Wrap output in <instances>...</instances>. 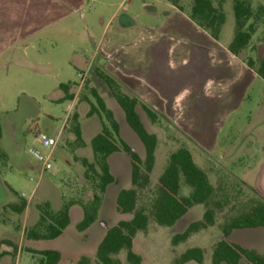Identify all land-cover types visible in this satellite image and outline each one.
Wrapping results in <instances>:
<instances>
[{
	"label": "crops",
	"instance_id": "0c3cea01",
	"mask_svg": "<svg viewBox=\"0 0 264 264\" xmlns=\"http://www.w3.org/2000/svg\"><path fill=\"white\" fill-rule=\"evenodd\" d=\"M99 1L101 0L94 3ZM78 2V0H0L1 59L6 58V60L12 61L15 66L26 68L38 74L55 73L57 76H62L65 65L69 64H72L77 70V77L80 81L62 83L54 100L59 102L66 100L67 94L62 89V85H70L68 94L73 97L72 100H68L71 103L70 112L58 134H61L62 145H64L67 138L64 135L69 130V134H67L69 142L76 144V137L70 132V126L72 116L77 114L84 142V146L77 145L73 148L74 161L70 164L73 169L77 170V182L80 184V180L83 178L85 182L83 186L92 187L85 178L86 169L82 161L94 163L91 143L103 130L104 122L98 115L88 117L91 110L90 104H95V99L91 94L93 89L97 91L107 108L113 113L119 125L120 140L143 161L146 158L143 142L128 124L124 110L107 83L99 75V72H104L120 82L129 96L138 100L136 113L142 125L149 134L158 138L154 168L150 175V184L146 189L157 187L168 166L170 156L179 149L186 148L191 153L194 163L207 174L210 183L216 190L228 181H238L246 188L254 189L264 199V129L257 136L254 134L249 136L250 139H255V148L249 149L247 144H242V147L237 150L232 149L229 152L231 155L227 158V163L232 166L239 164L236 172H227L221 166L218 168L217 165H214L215 160L210 158V149L216 139V121L213 118L216 113L221 112L222 108L228 107L223 104L218 109L217 106H220L221 101L226 97L225 95L228 96V101L231 98L230 84L232 79L231 74H229L231 62L234 60L235 68L240 72L237 77L240 82L247 83L246 80L242 79H248V77L249 79L259 78L264 81L254 70L248 67L245 58L246 51L238 57L230 53L229 46L233 41L235 28L234 31L228 33L227 39L222 43L228 24V16L226 15V23L222 28L220 39L216 41L208 32L198 27L191 20L192 6L186 7L182 0H180V6L183 10H179L168 0H156V3L166 7L164 15H161L156 5L144 4L143 14L153 17L155 20L165 18L163 23L160 21L159 24L152 27H138L135 16L127 14L129 6H134L131 1L127 3H123V0L120 3L114 1L111 4H103V6L115 8V10L108 21L103 17L101 18L100 24L103 32L98 38V43L95 42V37L89 32V28H86L87 36L94 44L93 52L82 50L76 45L67 43L58 50V53H52L50 59L31 58L30 50H33L38 56L41 55L36 45L31 42L32 39L49 32L56 25L64 23L72 16H77L79 13ZM114 23H117V26L111 30ZM74 33L72 32V34ZM186 52L192 53L193 58L191 60L185 59ZM215 55L220 57L218 62L224 64L221 69L218 66L219 63H216L217 58L215 60L211 58ZM234 97H236V101L238 96L235 95L232 98ZM144 106L159 115L155 122L147 115ZM194 115H198L201 119L200 128H196L195 118L191 119ZM261 120L264 125V119ZM169 121L171 125L168 123ZM163 124L169 129L180 131L183 140H185L184 146L171 152L164 162L160 156L162 138L158 132ZM245 157L248 158V164H246L247 158ZM108 165L114 182L108 186L105 195L102 197L97 222L85 232L74 231L84 219L81 202L86 204L94 198V190L89 187L90 189L82 199L74 200L75 204L70 209L71 223L63 236L54 241H36L41 242L46 247L43 251H58L62 258L65 254H76L88 246L96 245L97 251L111 227L133 219V214H120L117 211L119 194L124 190L136 189L132 183L131 156L125 152L115 153L109 157ZM216 185H220L219 188ZM145 190H142L140 194ZM191 193L192 189L186 186L182 180L181 196L188 198ZM66 200L65 196L57 194L54 200L58 205L57 208L54 207L52 201L49 203L55 211H58ZM227 208L225 207L222 212L217 213L214 226L191 234L185 242L174 247L179 249L187 245L186 250L177 255V261L188 250L198 248L204 251L203 264H210V261L212 264L214 247L223 240L243 249L255 251L264 257V228L234 230L230 235L223 233L222 227L229 212L226 211ZM205 212V205H195L173 227H168L172 230L170 234L172 241L176 235L185 233L190 225L201 222ZM129 215L132 216L131 219L122 218ZM107 216L120 219L107 228L105 233L98 235L99 227ZM219 217L222 218L221 222H218ZM38 221L39 218L36 223ZM149 226L150 217L148 228ZM142 233L144 232L137 234L133 243V251L137 255V240ZM200 234H205L208 237L212 235L214 240L212 237L210 244L191 246V242H196ZM69 240L76 244V250L66 251L64 249L63 243ZM186 264L198 263L188 262ZM239 264L248 263L241 260Z\"/></svg>",
	"mask_w": 264,
	"mask_h": 264
},
{
	"label": "rangeland",
	"instance_id": "374dc122",
	"mask_svg": "<svg viewBox=\"0 0 264 264\" xmlns=\"http://www.w3.org/2000/svg\"><path fill=\"white\" fill-rule=\"evenodd\" d=\"M78 1L79 13L77 16H72L64 23L56 25L49 32L32 39L31 42L36 45L41 55L38 56L33 50H30L31 58L50 59L52 53H58V50L67 43L76 45L82 50L94 51V44L88 38L86 28H89V32L95 37V42L98 43V38L103 32L100 24L101 18L108 21L115 10V8H109L103 4H111L114 1L120 3L121 0H101L97 3H91L90 0ZM130 1L134 6H129L127 14L135 16L138 27H152L159 24L160 21L162 23L165 21V18L155 20L153 17L143 14V5L147 4L149 6L156 5L161 15H164L166 7L156 3V0ZM182 1L186 7L193 5V0ZM212 1L215 6L223 1V9L228 16L223 43L227 39L228 33L234 31L235 28L233 5L236 0ZM246 1L251 4L254 11V17L249 24H255L256 32L245 52V58L246 60L249 58L263 59L264 0ZM116 26L117 23H114L111 30ZM72 32L75 33L72 34ZM184 57L191 60L193 55L186 52ZM211 58L214 60L217 58L216 63H219L220 57L215 55ZM233 61L229 73L232 79L231 98L228 101V96L225 95L220 106H217L218 109L223 104L228 107L222 108L221 112L216 113L213 118L216 121V139L210 149L211 157L209 156L215 160L214 165H217L218 168L220 166L225 168L227 172H236L239 166V164L232 166L227 163V158L231 155L229 152L242 147V144H247L249 149L255 148V139H250L249 136L251 134L257 136L264 129V125L261 123V119H264V81L248 77V79H242L247 83L240 82L237 79L240 72L235 68ZM218 66L221 69L224 64L219 63ZM79 81L77 70L72 64L65 65L64 74L57 76L55 73L38 74L26 68L17 67L6 58H0V123L2 125L0 149L8 156L7 163L0 162V252L6 253L1 264H39L41 256L34 252H41L46 247L41 242L29 240L26 236L27 231L37 224L36 221L40 216L36 205L52 201L54 207L57 208L58 205L54 201L57 194L65 196L67 198L65 203H68L82 199L85 193L92 188L83 186L85 183L83 178L80 180V184L77 182V170L70 165L74 161L73 148L77 145L69 142L67 135L69 130L65 132L64 136L67 138L64 145L58 147L54 154V169L51 172L42 174L40 165L29 154L30 148L37 144L35 137L39 132L57 135L68 118L71 103L68 100L54 101L56 92L60 90V85ZM235 95L238 96L236 101V97L232 98ZM193 118H195L196 128H200V117L194 115L191 119ZM168 123L171 125L170 121ZM158 132L162 138L160 156L164 162L171 152L184 146L185 140H183L180 131L169 129L165 124L160 127ZM248 163L247 158L246 164ZM216 186L219 188L220 185ZM221 187L223 188L222 196L227 198L230 204L226 211H230L232 208H244L253 199L248 188L238 181H228ZM155 190L156 188H148L140 194L138 209L145 208L150 217V226L138 237L136 250L142 258L141 264H178L177 255L182 254L187 245L175 249L172 235H170L172 230L168 227H160L155 222L152 216ZM219 195L221 196V194ZM22 201H26L27 204L22 213H16L8 208L9 205L19 206ZM237 212L240 210L235 213ZM122 218L128 220L132 216ZM119 219L107 216L99 227L98 235L105 233V230L117 223ZM221 220L222 218L219 217L218 222ZM74 231L79 233L77 228ZM212 237V235L208 237L205 234H200L197 241L191 242L190 245L210 244ZM63 246L66 251H74L77 247L70 240L64 242ZM95 246H88L73 255L65 254L59 264H77L82 256L89 257L92 264H96ZM116 259H119L121 264H129L126 251L121 252Z\"/></svg>",
	"mask_w": 264,
	"mask_h": 264
},
{
	"label": "trees",
	"instance_id": "16d2710c",
	"mask_svg": "<svg viewBox=\"0 0 264 264\" xmlns=\"http://www.w3.org/2000/svg\"><path fill=\"white\" fill-rule=\"evenodd\" d=\"M179 10L180 0H168ZM235 17V35L229 46V51L234 56H240L245 52L256 32L254 23L249 22L254 17L251 4L246 0H236L233 5ZM191 20L201 29L208 32L216 41H219L223 26L226 23V12L223 9V1L215 6L212 0H193L190 14ZM248 67L254 70L259 77L264 79V58L246 60ZM100 77L107 83L112 94L125 112L126 120L134 132L139 136L146 149V158L143 161L137 154L120 140L119 125L113 113L107 108L105 102L96 90H91L95 104L91 103L88 117L98 115L104 122L102 132L91 143L94 152V163L82 161L86 169L85 178L94 190V198L91 202L81 206L84 211V219L77 226L79 232L87 231L98 220L102 197L108 186L114 182L108 165L111 155L118 152L129 153L132 162V183L136 189L124 190L117 200V211L120 214H133L131 221H123L111 227L96 251V264H121L116 257L122 252H127L129 264H141L142 258L134 253L133 243L139 232H145L149 225V215L145 208L138 209L140 192L150 184V175L154 168L155 152L158 146V138L149 134L142 125L136 106L138 100L129 96L125 87L110 75L99 72ZM70 85H62L66 92V100H72L69 96ZM144 110L152 121H156L159 115L144 106ZM70 132L76 137V145L84 146L81 129L78 123V115L71 119ZM2 138V125L0 123V139ZM7 154L0 149V162L7 163ZM192 189L191 195L182 197L181 182ZM252 193L253 199L244 208H232L228 212L226 221L222 227L225 235H230L234 230L264 228V199L252 188L247 187ZM223 188L216 190L210 183L207 174L201 170L186 148H181L170 156L168 166L161 176L155 190V198L152 203V216L161 227H173L195 205H205L206 212L201 222L190 225L188 230L176 235L173 244L179 245L185 242L193 233L214 226L216 215L229 207V201L222 196ZM221 194V196L219 195ZM74 201L64 203L62 208L55 211L49 202L36 206L39 212V221L27 231V238L33 241H54L62 237L70 226V209ZM26 201L19 206L9 205L8 208L16 213H22L26 208ZM237 210L240 212L235 213ZM41 256L39 264H59L62 255L58 251L45 250L34 252ZM6 253L0 252V261ZM245 260L248 264H264V257L255 251L229 243L226 240L219 242L213 250L212 264H239ZM188 262L204 263V251L198 248L185 252L177 261L178 264ZM77 264H92V260L83 256Z\"/></svg>",
	"mask_w": 264,
	"mask_h": 264
},
{
	"label": "built area",
	"instance_id": "2783aa9c",
	"mask_svg": "<svg viewBox=\"0 0 264 264\" xmlns=\"http://www.w3.org/2000/svg\"><path fill=\"white\" fill-rule=\"evenodd\" d=\"M92 3L98 0H90ZM130 0H123L127 3ZM36 145L30 148L29 154L40 165L41 172H51L54 169V154L58 147L63 144L61 134L50 135L46 132H39L36 139Z\"/></svg>",
	"mask_w": 264,
	"mask_h": 264
}]
</instances>
